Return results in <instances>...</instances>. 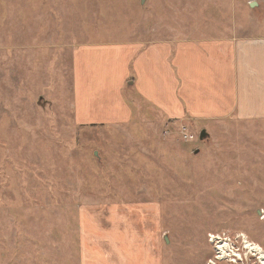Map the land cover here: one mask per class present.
Wrapping results in <instances>:
<instances>
[{"label":"rangeland","instance_id":"1","mask_svg":"<svg viewBox=\"0 0 264 264\" xmlns=\"http://www.w3.org/2000/svg\"><path fill=\"white\" fill-rule=\"evenodd\" d=\"M229 33L264 34V0H0V264H79V209L116 202L153 205L158 264H208L212 233L242 250L216 264H259L240 235L264 250V120L74 112L102 91L79 74L99 75L105 44Z\"/></svg>","mask_w":264,"mask_h":264},{"label":"crops","instance_id":"2","mask_svg":"<svg viewBox=\"0 0 264 264\" xmlns=\"http://www.w3.org/2000/svg\"><path fill=\"white\" fill-rule=\"evenodd\" d=\"M105 46L113 53L102 56L99 77L91 67L79 74L102 89L89 98L81 92L74 109L79 125L131 124L146 108L165 121L264 120V34ZM129 88L134 95L127 99ZM152 206L116 202L79 209L84 229L77 240L79 264H158ZM90 227L101 235H91Z\"/></svg>","mask_w":264,"mask_h":264},{"label":"bare ground","instance_id":"3","mask_svg":"<svg viewBox=\"0 0 264 264\" xmlns=\"http://www.w3.org/2000/svg\"><path fill=\"white\" fill-rule=\"evenodd\" d=\"M240 237L242 238V245H243V249L247 252L250 253L251 256H253L254 258H256L258 260L259 264H264V250L263 248L253 242L250 241L249 239H247V237L242 234L240 235ZM230 244L228 242H226L225 239H220L218 241V244L216 246H219L218 248V256L214 257L213 260H210L208 262V264H216V261H221L222 259H224L225 255H228L229 257H237L240 258L242 257V255L236 251H232L230 249ZM231 261L233 262L234 260L231 259Z\"/></svg>","mask_w":264,"mask_h":264},{"label":"built area","instance_id":"4","mask_svg":"<svg viewBox=\"0 0 264 264\" xmlns=\"http://www.w3.org/2000/svg\"><path fill=\"white\" fill-rule=\"evenodd\" d=\"M178 132L180 133V134H182V135H184L183 137H186V136H188V134H187V126L186 125H184V124H181L179 127H178ZM166 133H167V131H166ZM225 239L226 240V242H228L230 245V249L232 250V251H236V252H238V253H240V252H242V250H241V248H239L238 246H237V244H236V242H234V240L232 241V239L230 238V236H227V235H219V234H210L209 235V240H210V242L212 243V245L214 246V251H215V257L216 256H218V248H219V246H216L217 244H218V241L220 240V239ZM246 253L247 252H243L242 254L243 255H246ZM227 257H229L228 255H225V257H224V259H222L221 261H224V260H226V258ZM237 257H239V256H237ZM236 257V258H237ZM234 260V262L236 261L235 259H233ZM238 260H241L240 258H238ZM220 262V261H219Z\"/></svg>","mask_w":264,"mask_h":264},{"label":"water","instance_id":"5","mask_svg":"<svg viewBox=\"0 0 264 264\" xmlns=\"http://www.w3.org/2000/svg\"><path fill=\"white\" fill-rule=\"evenodd\" d=\"M255 5H256V2H254V1L250 2V6H255ZM41 99L42 98L39 99L40 100L39 103L41 102ZM207 136H208V133L206 132V130L205 129H202L200 131V133H199V140H204ZM195 152H197V150H195ZM96 153L97 152H95V154ZM164 239L167 242V237L166 236L164 237Z\"/></svg>","mask_w":264,"mask_h":264}]
</instances>
